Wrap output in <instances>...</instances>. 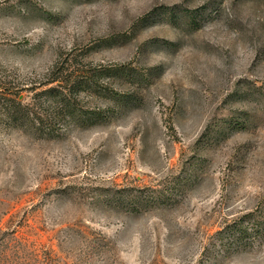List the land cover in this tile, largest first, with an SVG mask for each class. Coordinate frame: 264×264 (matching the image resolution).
I'll return each mask as SVG.
<instances>
[{
	"label": "rangeland",
	"instance_id": "obj_1",
	"mask_svg": "<svg viewBox=\"0 0 264 264\" xmlns=\"http://www.w3.org/2000/svg\"><path fill=\"white\" fill-rule=\"evenodd\" d=\"M0 264H264V0H0Z\"/></svg>",
	"mask_w": 264,
	"mask_h": 264
},
{
	"label": "trees",
	"instance_id": "obj_2",
	"mask_svg": "<svg viewBox=\"0 0 264 264\" xmlns=\"http://www.w3.org/2000/svg\"><path fill=\"white\" fill-rule=\"evenodd\" d=\"M72 78H73L72 74L64 75L61 79L56 80V81L60 82L59 87L50 88L43 93V94L47 95V97L45 98L47 102L52 101V106L54 108V111L57 114H61L63 112H68V114L70 116H74L75 111H77L76 108L73 107L71 104L76 99L75 98L76 94L79 91H81V89H84V88H81L83 82L77 81V79L72 81ZM75 88H77L79 90H77V89L75 90ZM44 103H45V101H44ZM17 105H18L17 108H15V107L11 108V110L13 111L12 116L20 115V114L23 116V113L21 112V110L22 109H24V110L29 109V105H24L21 102H18ZM42 115L43 114H41V116ZM97 117H99V114H97L94 118H97ZM14 119L16 121L17 117ZM86 119H90V118H86ZM18 121H20V120H18ZM19 125H22V124L19 123ZM244 222H246V219H242L239 222H236L232 229L234 231L240 232L241 235L246 234V232L248 231L249 228L244 226ZM243 229H244V231H243ZM238 230H240V231H238Z\"/></svg>",
	"mask_w": 264,
	"mask_h": 264
}]
</instances>
